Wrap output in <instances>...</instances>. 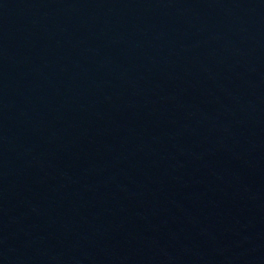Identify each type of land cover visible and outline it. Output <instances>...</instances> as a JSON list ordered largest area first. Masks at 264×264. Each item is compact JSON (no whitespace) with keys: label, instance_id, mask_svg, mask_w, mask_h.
Segmentation results:
<instances>
[{"label":"water","instance_id":"water-1","mask_svg":"<svg viewBox=\"0 0 264 264\" xmlns=\"http://www.w3.org/2000/svg\"><path fill=\"white\" fill-rule=\"evenodd\" d=\"M0 264H264V0H0Z\"/></svg>","mask_w":264,"mask_h":264}]
</instances>
